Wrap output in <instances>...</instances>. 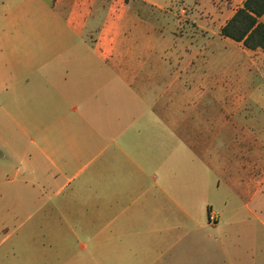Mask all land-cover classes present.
I'll return each instance as SVG.
<instances>
[{
  "label": "crops",
  "instance_id": "0c3cea01",
  "mask_svg": "<svg viewBox=\"0 0 264 264\" xmlns=\"http://www.w3.org/2000/svg\"><path fill=\"white\" fill-rule=\"evenodd\" d=\"M97 1L0 0V133L13 145L9 138V133H15L13 126L23 135L31 134V159L18 152L12 157L19 163L31 161L32 175L42 179L41 183L32 181L38 187L43 184L52 190L63 180L61 188L66 187L85 172L83 220L78 222L83 242L76 240L82 256L78 259L72 249L51 243H66L70 236H49L53 239L42 248L34 243L32 264L51 263L52 252L55 264H234L232 259L225 262L219 252L224 238L214 233L220 222L232 216L228 197H219V206L210 202L205 209L197 186L168 185L166 173L159 184L157 175H149L134 155L135 139L130 131L135 114L138 110L143 115L153 107L137 108L130 93L121 99L120 62L128 55L121 23L130 16L129 5L121 16L111 6L96 35L86 38L89 43L83 38L86 45L77 47L83 61H41V49L50 50L54 44L50 39L54 29L45 25L47 19L63 14L70 29L84 37L96 15ZM141 1L158 6L155 0ZM243 2L215 0L206 4L203 13L200 9L190 13L188 21L196 42L186 46L182 58L194 61L202 49L218 50L224 58L245 61L244 77L257 75L264 91V50L248 49L221 34ZM254 86L243 87L246 95L259 94L260 87ZM158 115L157 127L162 130L161 112ZM60 126L62 131H51ZM174 126L181 129L176 123ZM257 126L262 132L255 133V140L263 143L264 123L259 121ZM2 142L0 136V145ZM98 155L103 158L99 160ZM146 175L153 184H145ZM249 176L253 179L254 172ZM237 184L231 190L246 194L242 182ZM214 189L215 194L221 193L219 184ZM70 203L66 205L71 211ZM209 211L216 217L213 221Z\"/></svg>",
  "mask_w": 264,
  "mask_h": 264
},
{
  "label": "rangeland",
  "instance_id": "374dc122",
  "mask_svg": "<svg viewBox=\"0 0 264 264\" xmlns=\"http://www.w3.org/2000/svg\"><path fill=\"white\" fill-rule=\"evenodd\" d=\"M223 1L227 0L219 3ZM208 3L215 0H155L158 6L141 0H98L96 15L90 19L84 37L70 29L63 14L47 19L45 25L54 29L50 36L54 44L50 50L41 49L40 57L41 61H83V53L77 48L86 45L83 38L96 35L111 6L121 16L129 5L130 16L121 23L128 48V55L120 62L121 99L130 93L137 108L153 107L143 115L138 110L135 114L130 134L135 139L136 159L149 175H157L159 184L166 173L168 185L197 186L205 209L219 197H228L232 216L214 231L224 238L219 252L225 262L232 259L234 264H264V141L255 140V133L262 132L257 123H264L263 81L257 75L245 78V61L224 58L218 50L202 49L194 61H183L186 46L196 42L188 21L190 13L196 9L203 13ZM44 11L41 7L40 14ZM253 85L260 87L259 94L246 95L243 87L252 89ZM160 112L162 130L157 127ZM175 123L181 129L174 128ZM13 127L15 133H9V138L14 145L0 133L4 143L0 145V264H32L34 243L42 248L53 239L49 236L58 235L70 238L66 243H51L72 249L79 259L82 254L76 240L83 242V228L79 230L78 222L83 220L85 172L62 188L64 180L52 190L33 184L42 179L32 175L31 161L19 163L12 157L18 152L31 159V134L23 135ZM63 129L60 126L51 131ZM99 156L101 160L103 156ZM144 182L151 185L153 179L146 175ZM239 182L247 189L246 194L231 190ZM218 184L221 193L215 194ZM68 197L76 203L66 201ZM51 255L49 264H55L54 252Z\"/></svg>",
  "mask_w": 264,
  "mask_h": 264
},
{
  "label": "trees",
  "instance_id": "16d2710c",
  "mask_svg": "<svg viewBox=\"0 0 264 264\" xmlns=\"http://www.w3.org/2000/svg\"><path fill=\"white\" fill-rule=\"evenodd\" d=\"M221 34L248 49L264 50V0H244L224 24Z\"/></svg>",
  "mask_w": 264,
  "mask_h": 264
},
{
  "label": "built area",
  "instance_id": "2783aa9c",
  "mask_svg": "<svg viewBox=\"0 0 264 264\" xmlns=\"http://www.w3.org/2000/svg\"><path fill=\"white\" fill-rule=\"evenodd\" d=\"M215 218L216 217H215L214 213L211 211L209 214V219L213 221Z\"/></svg>",
  "mask_w": 264,
  "mask_h": 264
}]
</instances>
